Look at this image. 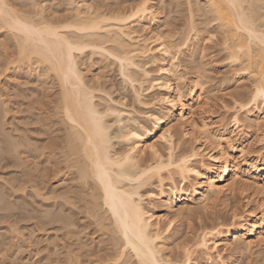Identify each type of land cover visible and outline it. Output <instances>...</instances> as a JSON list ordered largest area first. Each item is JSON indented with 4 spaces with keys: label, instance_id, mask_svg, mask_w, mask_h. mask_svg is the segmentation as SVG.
Listing matches in <instances>:
<instances>
[{
    "label": "bare ground",
    "instance_id": "6f19581e",
    "mask_svg": "<svg viewBox=\"0 0 264 264\" xmlns=\"http://www.w3.org/2000/svg\"><path fill=\"white\" fill-rule=\"evenodd\" d=\"M70 1L72 5L74 0ZM134 1L135 3H133ZM134 1L131 2L133 4L126 6V8H118L119 10L109 9L106 12L100 10L101 8L97 9V7H95L97 10L91 12L92 6H88L89 4L84 2V0L82 2L75 1L74 5H70V15L66 14V17L60 18L51 14V12H48V15L44 14V9L42 7L39 8L40 5L36 7L35 5L31 6V4L29 5L31 8L26 9L25 7V10L23 6V9L20 7L19 2L20 6L12 0H0V30H2V34L5 37L10 36L11 41H13V47L11 48L10 46L11 49L4 42H0V47H2L0 50V74L8 72L10 77L14 75V72L16 73L18 68L24 72V76L33 74L37 76L38 80L41 78V82L43 80L42 76H44L45 79L41 84H44L45 80V83H47V79L53 75L52 80L55 77L54 81H58L59 85L58 94L55 95L56 97L53 96L54 101L50 100L52 103L54 102L53 106L48 101V104L43 103L45 106L42 107L43 104L40 105L39 103H42V101L38 99L37 93H34L33 96L36 95V100L38 99L35 103L37 104L35 106L38 113L28 118L24 116L26 119L23 122L26 120L27 124L37 123V127H30L31 125L34 126V123L30 126H27V124H22L24 126H21L18 123L16 124L13 119H10L11 121L8 119L9 122L7 119L5 120L6 113L11 110L8 111L9 108L4 102L5 100L2 101L5 105L0 101L2 103H0V156L6 153L9 159L11 157L12 161L23 167L24 171L21 169L24 172L22 177L25 176L22 179L23 182L20 181L21 179L19 180V182H22L20 186L15 185L19 188L12 186V183L11 187L12 189H17V191H22V195L21 193L19 195L22 197L24 196V191L26 192V189L29 188L30 193L29 191L26 192L27 195L31 194L35 199L37 198L36 201L41 197L45 200V195L49 201L53 198V203L51 201L52 207L48 208L49 211L54 209L53 212L51 211L50 214L47 211L48 203L47 205L44 203L47 210L44 207L45 211L40 212L41 215L44 213L42 215L44 217L38 214L41 217H38L39 222L41 219L46 218L50 220H45L46 222H54V226L55 223L58 224L54 229L57 231L59 228L61 232L63 230L64 235H67L69 240L72 239L74 242L73 239L76 238L75 240H77L78 238L79 242L81 238L78 234H84V229L89 226L94 232L97 231L101 235V238H99V235L97 237L98 242L103 238L102 236L106 235L103 239V241L105 240V246H100L103 242L99 244L97 242L100 249L101 247L107 249V251L102 249L103 252H106L102 253L105 254L104 258L101 254L102 260H100L101 256L96 258V261H101V263L105 260L104 264H213V255L215 264H230L240 253H249V255L254 257L252 261L255 263L264 262V134L259 136V138L261 137L260 141L263 139V145L257 149H250L248 143L236 146L233 142L237 132L243 133V137H248L250 131L253 132L254 130L257 132L256 130L261 125L259 121L261 116L264 118V0H187L189 5V9L187 7L189 23H191L189 26H191V31L194 32V35L198 37L197 32L199 29L201 30V28L198 29L197 19L194 18L196 16L200 18L202 13L200 11L204 10L203 7H205L206 14L203 11L202 15L206 16L208 12L211 19L209 21H215L216 28L219 29L217 30L221 31V43L223 42L224 50H226L229 58L228 62H235L238 69L235 75L243 76L242 74H245L252 79V86L247 96V93L243 95L245 97L241 93L239 95H237L238 93L234 94L233 110L230 115V124L233 129L227 127L220 120L212 121L208 117H199L201 115L197 114L198 108L192 101L193 97L190 96L196 89L199 92L201 91L205 82L201 78L202 76L204 78V75L202 72L196 74L186 92L179 85L174 87L172 79L178 74V65L173 64L174 67H172L171 64L170 68L168 62H174L170 60L171 58H164L160 62L158 70L162 72V79L158 86L163 91L153 102L155 105V107L152 105L154 110L151 109L153 111L148 113L147 117L145 116L148 124L145 122L143 125V123L140 124V122L134 121L128 122L130 124H124L121 112L118 111L119 109L117 110L116 106L109 104L113 103L110 102L111 100L107 101L104 107L94 101L95 87L88 83L86 74L79 68V54L88 49L91 54L98 52L108 57L111 56L120 66V73L125 77L124 80L134 83L137 78H133L135 75L131 77L128 70L132 69L131 66L137 65L134 61L137 56H148L153 50V47H150L151 39L153 38L148 34L152 31L151 25L157 21L158 13L153 10L154 3L152 0ZM178 5L181 4L177 3V7ZM112 21L114 23H110ZM205 22L208 23V19ZM131 24L139 26L141 34H137L136 42L132 45L130 44L131 47H129L127 42L129 40L131 42L133 37V35L132 37L130 36L133 33L130 32L132 30ZM200 26L202 27L201 23ZM154 34L157 35L156 33ZM123 36L129 38H127V42L124 41L125 45L122 40ZM155 37L156 42H158V49L168 56L170 49H168V45L161 41L162 39H160L159 35ZM135 39L133 38L134 41ZM187 40L188 37L180 39V44L178 43L177 46L186 44L187 47ZM8 42H10V38ZM177 51H179V48ZM195 52L198 53V49ZM174 58L176 59V57ZM132 71L134 72L133 69ZM18 73L20 72L17 71ZM17 74L16 77L20 76V74ZM28 75L27 78H29ZM9 77H7L8 80L6 82H9ZM147 77L145 72L141 74V81H137L139 87L142 81L148 79ZM29 81L24 80V84L25 82L30 84ZM24 84L22 86H25ZM35 85H33L34 90H36ZM16 86L19 85L15 84ZM43 86L40 87L41 90ZM6 87L8 88V86ZM20 88L19 90H22ZM19 90L15 88V95L19 93ZM33 92L30 90V93ZM31 95L29 94V97L27 95L22 97L21 95V99H26L27 97L30 99ZM12 98L15 99L14 97ZM6 99L9 100L10 98ZM21 99L18 102H21ZM259 101L263 104L262 108L258 106ZM34 102L31 104L27 100L25 103L28 108L31 104V111H35V107L31 108ZM22 103H24L23 100ZM50 110L53 111L50 112L51 115L54 113V118L49 116L52 117L50 118L51 122L53 121L52 119H55L56 122L58 121L62 127V133L58 132V135H54L50 141H46L48 135L41 136V134L45 133L46 124L50 123L47 122L49 117L46 114ZM42 112L46 114H43L45 117L40 115ZM112 114L114 118L113 122L110 123L106 118ZM30 118L32 122L29 120ZM27 119L31 123H28ZM115 123L118 124L116 127L118 129L114 132L112 131V134L110 127ZM6 124H8V129ZM52 124H55V122ZM60 125L58 126L60 127ZM113 138H116L117 142L124 144V148L120 151L114 150L113 142L111 143ZM189 144L191 145L189 146ZM160 145H164L165 154L161 152ZM187 145L189 147H186ZM176 147L180 148L177 154L173 152ZM144 154H148L149 159H146ZM7 157L3 158L7 159ZM3 158H0V160H3ZM45 170H51L49 175L55 174L54 176L58 180H63L64 182L71 178L74 181L69 180L71 183H68L72 184L73 182V184H68L66 188L64 186V188L60 187L63 191H57L56 188H53L54 185L51 184L53 187L48 192L52 198L47 196L48 193L43 195L41 193H43L45 187H42V190L39 185L41 181L43 183L47 178ZM60 183L61 181L57 182V186H60ZM147 183L152 185L153 188H149L150 190L144 194L146 195V198H144L139 188ZM48 185H50V182ZM1 189L3 190L4 188ZM248 189H252V191L248 193ZM12 191L11 193H13ZM4 194H7V192H0V209L2 211L10 210L9 206L12 207L14 205L12 199V205L11 202L8 205L9 198H5ZM231 195L232 197L238 195L239 198H242L241 209H238L239 204H235L236 200L232 201V204L228 203L231 204V207L228 208L230 209L228 217L226 215L229 218L228 221L224 220L225 222H223L222 219L224 217L220 216L222 222H219V220L215 221L216 223L211 222L212 224L210 223L209 227L202 224V227L204 226L205 228L202 229L201 227L202 230H199L198 237H196L197 240L195 238V241L192 240L193 244H190V241L189 244L188 242L181 244L183 245L182 257L176 261L169 258V255L165 253V250L169 247L167 234L174 226L176 219L183 213L185 216H189L186 214L192 215V213L196 212V209L197 212L200 209L205 210L209 205L217 203L216 201L227 202L228 200L230 202L229 196ZM29 196L25 197L28 198ZM31 196L29 199L32 198ZM36 196H39V198ZM4 198L6 203L2 200ZM21 202L15 203L20 204ZM26 208H28V205ZM72 208L74 210L77 209V211L75 210L77 218H75L82 220V224L79 225V221V223L75 220L74 222L72 221L74 218ZM33 210L31 209L29 212ZM214 212L212 213L214 214ZM37 213L35 212V214ZM29 214V217L34 215L33 212V215ZM48 214L49 216H45ZM72 214L73 217L71 216ZM6 215L8 216L7 213ZM19 216L23 217V215ZM217 217L215 216V218ZM39 222L38 225L40 224ZM43 222L41 224L46 225V222L44 224ZM49 223L47 224L49 225ZM76 224L80 227L79 230L75 229ZM9 226L8 230L14 227L11 225L9 228ZM15 229H12V231ZM92 230L91 232H93ZM85 232L87 231L85 230ZM1 233L4 235V232L1 231ZM75 233L78 236H74ZM176 236L171 235L172 239ZM15 240L16 242L18 241L17 238ZM3 241L5 240L3 239ZM72 241L70 244L73 243ZM78 242L77 244H79ZM75 243L73 244L75 245ZM82 243L80 246L75 245V247L77 246L80 249L81 246L83 247ZM20 244L15 247L20 248ZM0 245V247H3L4 244ZM5 245L4 247L7 248ZM91 245H88L89 250L92 249L90 248ZM69 246L67 244L65 249L68 250ZM78 248H75L76 252L75 250L71 251L77 257ZM55 249L56 255L59 250L57 251V248L55 251ZM65 249L64 251L66 252ZM199 250L204 253V256L203 254L201 255L204 258L203 262H199L201 258L195 259L193 257L194 251ZM223 250H228L226 258L229 257V261L227 263H224V257H222ZM212 251L214 252L212 253ZM68 252L70 253V248L64 254H68ZM14 253L13 255H17L15 250ZM84 253L86 254L87 252ZM55 255L54 259L57 260L58 256L55 258ZM12 256L11 258L14 257L13 259H15V256ZM65 256L67 258H63V261L68 260V257L72 259L73 255ZM75 256H73L74 261L71 260V262H76ZM1 258H4L3 255ZM67 264H70V260Z\"/></svg>",
    "mask_w": 264,
    "mask_h": 264
},
{
    "label": "rangeland",
    "instance_id": "374dc122",
    "mask_svg": "<svg viewBox=\"0 0 264 264\" xmlns=\"http://www.w3.org/2000/svg\"><path fill=\"white\" fill-rule=\"evenodd\" d=\"M12 1L13 2L15 1L14 3H16V4H18V2H19V4L21 6L19 4L18 5L21 8L23 6L24 9H25V7H26V9H30L31 6H33V5H35L36 7H38L40 5L39 8L42 7L45 10V11L43 10L44 14L48 15V12L49 13L51 12V14L59 16L60 18H62L63 16L66 17V14L70 15V13H71V10H70L71 8L70 7L75 4L74 3L75 1H81L82 2L83 0H74V2H72V5H71V1L70 0H26V1L22 0L21 2H20V0H12ZM133 1L134 0H84V2L89 4L88 6H92L91 12L93 10H97L99 8H101L100 10H103L105 12H106V10L109 11V9L110 10H113V9L114 10H116V9L119 10L118 8H121V9H122V7L126 8V6L128 7L129 5L135 3V1L134 2ZM136 1H139V0H136ZM152 1L154 3L153 10L156 13H158L157 21L155 22V24L151 25V27H150L151 30H152L151 31L152 33L150 32L151 34L150 33L148 34L151 38H153V39H151L152 43H150L151 44L150 47L151 48L153 47L152 48L153 50H151V52L149 53L148 56H137L135 58V60H134L136 62V64H137V65H135L136 67L135 66L134 67L131 66V68L134 70V72L132 71V69L128 70L129 71L128 73L131 74V77L135 75V77H133V78L134 79L135 78L138 79V80L136 79L134 81V83H129L130 81L128 82V81L124 80L125 77H123V75H121V73H120V66H118V63L111 56L108 57V56L102 55V54H100L98 52H95V53L91 54L88 49H85L83 53L79 54V57H78L79 62H80L79 68H81V70L86 74V78L88 79V83L92 84L95 87L94 98H93V99H95L94 101L98 102L97 104H100L101 107H104L105 103H107V101L111 100L110 102H113V103H109V104L113 105L114 107L116 106L115 108H117V110L119 109L118 111L121 112L120 114H121V117L123 118L124 124H130L131 121L140 122V124L143 123V125H144L145 122H146V124H148L147 121L145 120V118L147 117L148 113H150L151 111L154 110L155 105L153 104V102L161 95V93L163 91V89L158 86L159 82L162 79L161 78L162 72H160L158 70L160 62L164 58H169V59L171 58L170 60H172L174 62L170 63V61H169L168 62V66L171 68V66L174 67L173 64L176 65V66L178 65V67H177L178 74L172 79V83H173L174 87L175 86L178 87V85H179L186 92V91H188L187 89H188V87H190V85L192 83L191 80L194 79V76H196V74H200V72H202L203 75H204V78H203V76L201 78L202 81L203 80L205 81V82L203 81L204 85L202 86L201 91L199 92V90L196 89L193 92V94L190 96V97H193L192 101H193L194 105L198 108L197 109V114L201 115L199 117L200 118L201 117H205V118L208 117L210 120L212 119V121H219L220 120V122L224 123L227 127H229L230 129H233L232 125L230 124V115H231V112L233 110V106L232 105H233V99L235 98L234 94L238 93L237 95H239V93H241L242 96H243V95H245L247 93L246 94V96H247L248 92L250 90V87L252 86L251 85L252 84V79L248 75H245V74H242L243 76L235 75V72L238 71V69L236 67V63L235 62L234 63H230V61L228 62L229 58L227 57L226 50H224L223 42L221 43V41H222V34L220 33L221 31H218L219 29L216 28L217 25H215V23H214L215 21H209L211 19L209 18V13L208 12H207L206 16L204 15L206 18L202 15L203 11H204V14H206L205 7H203L204 10L200 11V12H202L200 18L203 17L205 19H203V18L200 19L197 16H196L197 18L196 17L194 18V19H197L196 20V22H197L196 24H198V26H197L198 29L201 28V30L199 29L198 32H197V34H198V37H197V35H194V32L191 31L192 30L191 26H189L191 23H189L190 21H189L188 10H187V7L189 9V5H188V1L187 0H152ZM180 1H182V2H180ZM131 2H133V3H131ZM21 3H23V4H21ZM34 3H36V4H34ZM177 3H180L181 5H178V7H177ZM29 5H31V6L29 7ZM95 7H97V9ZM198 18H199V20H198ZM207 19H208V23L207 22L204 23V21L207 20ZM202 20H204V21H202ZM198 21H200V22H198ZM110 23H114V22L112 21ZM200 23H201L202 27L200 26ZM202 28H203V31H202ZM131 29H130L131 30L130 32H133L130 35L131 37L133 35L131 42H129L130 40L127 42V40L129 39L128 37H124L123 36L122 37L123 39L121 38L123 40V43H124V41L129 43L128 44L129 47H131L130 44L132 45V44H134L136 42L137 34H139V35L141 34V32H140L141 30L139 29V26L131 24ZM189 32H191V33H189ZM154 33H156L157 35H155ZM0 34H1L0 42H4L5 45H8L7 47L10 48V46H11V48H12L13 47L12 46L13 41H11V37L10 36L5 37V35L2 34V30H0ZM186 34H187V36H186ZM158 35H159L160 39H162L161 41L164 42L165 45H168V49L170 48L168 56H166V54H164L160 49H158V47H159L158 46V42H156V40H155V38H156L155 36H158ZM185 37H188L187 47H186V44H184L185 46L183 44H182V46H177V44L180 42L179 40L180 39H184ZM9 38H10V42H8ZM133 38L134 39L136 38L135 41L133 40ZM189 38H190V40H189ZM5 40H6V42H5ZM154 40H155V42H153ZM8 43H10V44H8ZM124 45H125V43H124ZM156 45H157V47H156ZM171 45L173 47H169ZM175 46H176V48L177 47L179 48V51H177L178 48L177 49L174 48ZM1 48L2 47H0V50H1ZM201 48H202V51H201ZM188 49H190L189 52H190L191 55L189 54ZM197 49H198V53L195 52V50H197ZM193 54H194V56H193ZM174 57H176V59ZM172 58L175 59V60H173ZM191 60H193V61H191ZM176 63H178V64H176ZM140 68H141V70H140ZM20 70L21 69L17 68V71L20 72V73H18V74H20V76L17 74V71H16V73L14 72L13 76H10V77H12V79H10V77L8 76V72H6L7 74L6 73H1L0 74V86L2 85L1 86V92H3V93L0 92L2 94V95L0 94V97H1L0 101L2 102V101L5 100L4 102H6L8 108H9L8 111L11 110L10 112L7 111L8 113H6L7 115H5L6 116L5 120L7 119V121H8V119L9 120L13 119V120H15L14 122L16 124L18 123L19 125L24 126L22 124H25V125L27 124L26 120L24 121L26 123L23 122L24 119L28 118L29 116L30 117L33 116V114H37L38 113L37 110H36V106H35V105H37V104H35L36 101H38V99H40L42 101V103L39 102L40 105H42L43 103L48 104V101H49L50 105H51L52 101H54V97H56L55 95H57L58 92H59L58 91L59 90V87H58L59 85L57 83L58 81L57 82L54 81L56 79L55 77L52 80L53 75L50 76L51 78L47 79V81H48L47 83H45L46 82V80H45L44 84H41V83H43V80L45 79L44 76H42L43 80L41 82V78L38 80L37 76H35L33 74H31L32 76L29 74L31 77L28 74H26V76H24L25 75L24 72L22 70H21L22 71L21 72ZM142 70H144V71L142 72ZM138 72H139V74H138ZM144 72L147 74V76H148L147 78L148 79H145V81H142L141 86L139 87L137 81L138 82L141 81V79H142L141 78V74H143ZM16 74L18 75L17 77H16ZM27 75H28L29 78H27ZM7 77H9V82L8 81L6 82V80H8ZM33 77H35L37 80L35 78H33ZM25 78H27V79H25ZM139 78H140V80H139ZM22 79H24L25 81L26 80H28V81L30 80L29 81L30 84H33V85L36 84L35 85V89L37 91L34 90V86L30 85L28 82H25V84H24V80H22ZM13 81H15L17 83H15ZM39 81H40V83H39ZM34 82H36V83H34ZM27 83H28V85H27ZM15 84H17L19 86L15 87ZM23 84L25 86H22ZM37 84H38L39 88H37L38 87ZM29 85L31 86V88H30ZM5 86H8V88L7 87L5 88ZM42 86H43V88L41 90L40 87H42ZM32 87H33V89H32ZM50 87H51V89H50ZM15 88H18V90L20 88L22 90H19L18 91L19 93L17 95H15L16 94V92H14ZM4 89H6L7 91L4 90ZM12 89H14V90H12ZM23 89H25V90H23ZM30 90H31V92L32 91H34V92L30 93ZM56 91H57V93H56ZM45 92H47L48 94L47 93L45 94ZM34 93H37V97H38L37 100H36V98H37L36 95L33 96ZM40 93L42 94L41 97H40ZM29 94L30 95L32 94L30 96L31 101H29L30 99H28V97H29L28 95ZM21 95H22V97L23 96L25 97L27 95L28 97L26 99L30 103L32 101L33 102L35 101L34 105H32L31 108L35 107V111L36 112L34 110H32L34 112H32L30 110V105L33 104V102L29 105V108H28L27 104H25L27 100L25 98L21 99L22 98ZM3 97H4V99H3ZM12 97H14L15 99L16 98L17 99L19 98V99L15 100ZM33 97L35 98L34 100H33ZM52 97H53V99H52ZM243 97H245V96H243ZM6 98H10L11 100L10 99L8 100ZM188 98H189V96H188ZM20 99H21V102H18V101H20ZM107 99H109V100H107ZM22 100H23L24 103H22ZM50 100H52V101H50ZM103 101H105V102H103ZM101 102H103V103H101ZM53 103H52V106H53ZM3 104L5 105V103H3ZM18 104H21V105H18ZM10 105H12V106H10ZM50 105H48V106L51 107ZM262 105L263 104L261 103V101H259L258 102V106L260 108H262ZM43 106H45V105L43 104L42 107ZM151 109H153V110H151ZM28 110H29V112H28ZM30 111H31V113H30ZM51 111L52 110H50L46 114H47L48 117L52 116L54 118V116H53L54 113H52V115H51V113H50ZM39 112H41V111H39ZM49 113H50V115H49ZM43 114H45V113L42 112V114H40V115L45 117ZM47 116H46V118H47ZM113 116H114L113 114L109 115L106 118V120L108 122H110V123L113 122V118H114ZM52 117H49V120H47V122H50V123L46 124L47 126L45 125L47 127L46 131L44 133L45 135L41 134V136H47L48 135V137H46V141H48V140L50 141V139L53 138L54 135H58L59 133L60 134L62 133V127L58 123V121L56 122L55 119H52L55 122V124H52V123H54L53 121L51 122L50 118H52ZM124 118H126V119H124ZM29 120L31 121L32 119L30 118ZM29 120H28V123H31L32 121L30 122ZM34 121H36V120L34 119ZM259 121H260L261 125L256 130L257 132H255L254 130H253V132L250 131L248 137H243L244 134L241 133V132H237L236 133V135L234 136V140H233V142L235 143L236 146L240 145V144H247L248 143L249 146H250V149L251 148L252 149H257V148H260L263 145V143H264L263 141L264 140L262 139L263 141L262 140L260 141L261 137L259 138V136L261 134L262 135L264 134V118H263V116H261ZM128 122H130V123H128ZM33 123L34 122H32L31 124H33ZM57 123H58V125H60V127L57 125ZM10 124L13 126V124L11 122H10ZM31 124H27V126L28 125L30 126ZM36 124L34 126L31 125L30 127H37ZM6 125H7L6 128L8 129L9 128L8 124H6ZM40 126H42V125L40 124ZM40 126L38 125V127H40ZM117 126H118L117 123L111 125L110 132L112 133V131L113 132L116 131V129H118V128H116ZM120 126H121V124H120ZM59 128L61 129V131H60ZM258 131H259V133H258ZM117 141L118 140L116 138H113L111 143L113 142V146H114L113 148H115L114 150L120 151L122 148H124L125 145L121 144V143H119ZM190 145L191 144H189V146ZM189 146L187 145L186 147H189ZM160 147L159 148H160L161 152L163 154H165L166 153V149H165L164 145L163 146L160 145ZM179 150H180V148L176 147L173 150V152L177 154ZM7 156H6V153H5L3 156H0V158L7 157ZM8 157H7V159L3 158V160L2 159L0 160V190L2 191V193H6L7 192L8 195L4 194L5 198H9L10 199V200L8 199L9 204L8 203L7 204L10 205V202L13 200L12 202L14 203L15 206L14 205L12 207L9 206L11 211L9 209H7L6 211L5 210L2 211L0 209V237L2 238V236H4L2 239L0 238V242L2 240V242L0 244H2V245L6 244L5 246L7 247V248H5L4 245H3V247H0V264H61V263L62 264L63 263L67 264V262H69V260H70V264H71V263H74V262H71V260H73L74 259L73 256H75L73 254V252H71V251L75 250V248H78L77 246H80V244L82 242H83L82 243L83 247H84V244H85V247L86 246L87 247L83 248L81 246L83 249L81 247H80V249L79 248L77 249V250H79V252L77 251L78 254L76 253V255H78V257L75 256V260H76L75 263L76 264H79V263L80 264H102L105 260L102 261V263H101V261H99V262L96 261L97 260L96 258L98 256L100 257L102 253H106V252H103L104 250L107 251L106 248H104V249L102 248L103 245L105 246V243H104L105 240L103 241V239H104V237H106V235L102 236L103 238L100 240L101 242L100 241L98 242L97 237L100 236L99 238H101V235L99 234V232L97 233V231L94 232V230H92V228L89 226L90 228L86 227L84 229V234L86 233V235L80 234V233L78 234V232H77V234L79 235V237L81 239L78 242V238H77V240H75L76 239L75 238V239H73L74 240V242H73L71 238H70L71 240H69L67 235L66 236H67L68 239L66 238L62 228H61L62 232L60 231L59 228L57 229V231H56V229H54V227L57 226L58 224L55 223V226H54V222H51V223L46 222V221H50V220H47L46 218L45 219H41L40 222H39V218L38 217L44 215V213L42 215H41V213L45 211L47 203L49 205V206L47 205V209L52 207L53 198L51 197V194H49V192H48L53 187V186H51V184L54 185L53 188H56V190L59 191V190H62L61 188H64V187L66 188V186H68V184L71 183L70 182L71 180L72 181H74V180L71 179V178L66 180L67 182H64L63 180H58L57 177L54 176L55 174H50L49 175V173H51V170L50 171L47 170L48 172L45 170L46 171L45 174L47 175V176L46 175L45 176L47 178L45 177L46 180L43 181V183L41 181V184L39 185V186H41V188L42 187H45V188H44L43 193H41L43 188H42V190L40 188V190H41L40 193L43 194V195L48 193L47 196L51 197L52 200L49 198L50 199V201H49L48 198H46V195H45L44 197H45V200L47 199V201L43 200L42 197L39 198V196H36V197L39 198L36 201L37 198L35 199V197L31 196V194L27 195L26 192H28L30 190L29 188H27L28 190L26 189V192L24 191L25 194L23 193V195H24L23 197L19 196L20 193L22 195V191L18 190L19 191L18 192L17 189L16 190H15V188L12 189L11 185L12 184H13L12 186H15V185L20 186L21 185L20 183L23 182L22 179L25 177V176L22 177L23 173H24L23 172L24 169H23L22 166L18 165L14 161H12L11 157H10V159ZM144 157L146 159L147 158L149 159L148 154L147 155L144 154ZM8 159H9V161H8ZM53 176H54V178H53ZM65 177L67 178L66 175H65ZM19 180L22 181V182H19ZM60 181H61L60 186H57V182H60ZM18 182H19V184H18ZM44 182H46V183L48 182L47 185H45L46 183L44 184ZM49 182H50V185H48ZM68 182H70V183H68ZM65 183H66V185H65ZM72 184H73V182H72ZM72 184H70V185H72ZM147 184H145L144 186L139 188V191H140L141 194H143L144 198H146L145 197L146 195H144V194H146V192H148L151 188H153L152 185H150L149 183H147ZM17 186H15V187L19 188ZM10 187H11V191L13 190L12 192L15 193L16 195L11 193ZM46 187H48V188H46ZM1 188H4V189L2 190ZM248 190H247L248 193L252 191V189H250L249 191ZM8 191H10V192H8ZM15 191L18 192V193H16ZM29 193H30V191H29ZM6 195H7V197H6ZM29 195L32 198L34 197L35 200L31 198L32 199V202H31V199H29V197H30ZM10 196H11V198H10ZM25 196L26 197L29 196V197L26 198ZM24 197H25V199H24ZM231 197H232V195L229 196V198L231 199V200H229L230 202H228V200H227V202L219 201L220 203L218 201H216L218 204L215 203L216 204L215 205V204L212 203L213 205H209V207L205 208V210L200 209V211L198 210L199 212H197V209L195 207L196 212L192 213V215L186 214V213L185 214L189 215V216H185L184 213H183V215H180L176 219L175 224L172 227V229L167 234V236L169 238L171 237V235L172 236H176L177 235L176 237H173V239L171 237L172 240L168 238V240H169L168 246L169 247H167V249H166L167 251L165 250V253L169 255V258H172L173 260L175 259V261L180 259V257H182V248H183V245H181V244H184L185 242H188V244H189V241L191 242L190 244H193L192 242L197 240L196 237H198L197 236L198 232H200L203 228H205L204 226L209 227L211 222L214 223L215 221H218V220H219V222L228 221L229 218H227V217L229 215L228 213H229V210H230L228 208L231 207V204L233 203L232 201H234V200L237 201V203L235 201V204H239L240 205V206L238 205V207H239L238 209L240 210L241 206H242L241 202L243 201V200H241L242 198H239L238 195H234L232 197L233 199ZM236 197H237V199H236ZM5 198L2 199L3 202H5L4 201ZM18 199H20L19 200L20 202L22 200V202L27 201L28 203L27 202H24V203L21 202L22 204L21 203L17 204L15 202H19ZM6 201H7V199H6ZM51 201H52V203H51ZM3 202H1V203H3ZM12 202H11V205H12ZM26 203L28 205V208H26V206H27ZM38 203H39V205H38ZM44 203L46 205H44ZM228 203H231V204H228ZM224 204H226L227 206L224 205ZM23 205L24 206L26 205V206L24 207ZM30 205H31V207H30ZM34 207H35V209H34ZM37 207H39V208H37ZM44 207H45V209H44ZM22 208H25V209H22ZM26 209H27V211H26ZM31 209L32 210L34 209V210L29 212V210H31ZM23 210H25V211H23ZM53 210L54 209H50V211H49V209H48L47 211H49L50 214H51V211L53 212ZM72 210L73 211H75V210L77 211V209L74 210L73 208H72ZM201 210H202V212H201ZM34 211L36 213L37 212L38 213L35 214ZM73 211H72V213L74 214V218L72 220V217H73V214H72L71 215L72 216L71 220L73 222L75 220V221H77V223L80 222L79 225L82 224L83 221L81 220L82 221L81 222L79 219H76L77 218V214L75 216L76 211L75 212H73ZM211 211L212 212L215 211L216 213L214 212V214H213ZM18 212H20V213L22 212L23 214L22 213L20 214ZM24 212H25V215H24ZM27 212H29L31 214L33 212L34 215L32 214L33 216L29 217L30 214L27 213ZM203 212H205V213L203 214ZM210 212H211V214H210ZM6 213L8 214V216L6 215ZM46 213H48V212H46ZM11 214H13V215H11ZM27 214H29V215H27ZM38 214H40V216H38ZM19 215H23V217L19 216ZM226 215H227V217H226ZM45 216H49V214L45 215ZM215 216L216 217L218 216V217L215 218ZM220 216L222 218L224 217L222 219V221H221V217ZM42 217H44V216H42ZM213 217H214V220H213ZM43 220H44V222H46L45 223L46 225H42L41 224V222H43ZM9 222H11V223H9ZM38 222L40 223L39 225H38ZM44 222H43V224H44ZM47 223H49V225ZM10 224L13 225L16 229L14 227L10 228V226H11ZM16 224H17V227H16ZM202 224L204 225L203 227H202ZM76 225H74V226L77 227V228L75 227V229L79 230L80 227H78V224H76ZM8 226H9L10 230H8ZM40 226H43V227H40ZM201 227H202V229H201ZM12 229H15L16 231L15 230L12 231ZM85 230L88 233L85 232ZM91 230L93 232H91ZM1 231L4 232V235H3V233H1ZM8 231H12V232L9 233ZM58 231H59V233H58ZM82 231L83 230L81 228V232ZM56 232H57V234H56ZM174 232H176V233H174ZM1 234H2V236H1ZM77 234L75 233L74 236H78ZM92 234H94V235H92ZM18 235H20V236H18ZM80 235H82V236L84 235V236L82 237ZM6 237L8 239L9 238H11V239L8 240ZM56 237H57V239H56L57 241L55 240ZM58 237H59V239H58ZM16 238L18 240L17 241L18 243L15 240ZM194 238H195V240H194ZM3 239L5 241H3ZM90 240H91V242H90ZM71 241L73 243H75V241H77L79 244H77V242H76L75 245H77V246L75 247V245L73 243L70 244ZM84 241L85 242L87 241L86 242L87 244ZM92 241H93V243H92ZM55 242H57V243H55ZM64 242H65V245H64ZM97 242H98V244L103 242L102 244H100V246L102 245L101 249H100L99 245H97ZM9 243H10L11 246L9 245ZM91 243H92V245H91ZM12 244L14 245L13 247H12ZM18 244H20L19 245L20 248H16ZM67 244H68V246L70 245L69 246L70 253L68 252V254H64V253H66L69 250V248H68V250L65 249V248H67ZM88 245H91V247H90V248H92V249H90L91 252L88 249ZM53 246H54V248H53ZM3 248H4V250H2ZM55 248L56 249L58 248L57 251L58 250L60 251V252L58 251L56 253V255H55V252H54ZM8 249L9 250L11 249L10 250L11 252ZM16 249H18V250H16ZM56 249H55V251H56ZM64 249L66 250V252L64 251ZM102 249H103V251H102ZM5 250H7V251H5ZM14 250H15L17 255H13V254H15ZM80 250L81 251L84 250V251L81 252ZM226 251H227V254H226ZM75 252H76V250H75ZM80 252H81V254H80ZM84 252H87L88 254L90 253V255H88L87 253L85 254ZM213 252L214 251H212V253ZM222 252H223L222 257H224V259H223L224 263H227L229 261V257L226 258L228 256V250H223ZM202 254L204 256V253L200 252V250L199 251H194L193 257L195 259L201 258L199 262H203L204 258H203V256H201ZM2 255H3L4 258H1ZM12 255L15 256V259H13L14 257ZM54 255H55V258L58 256L56 258L58 261L54 259ZM64 255H68V256H72L73 255V256H72V259H70L71 257H68L69 259L66 260L67 261L66 262V261H63L64 259L67 258V256L64 257ZM102 255H103V258H104L105 254H102ZM11 256L13 258H11ZM79 256H80V258H79ZM196 256H197V258H196ZM213 256H212V263L215 264V260L213 261ZM238 256L235 259H233L232 263H230V264H264V262L255 263L254 261H252V259L254 260V257L249 255V253H240V255H238ZM17 257H18V259H17ZM76 257H77V259H76ZM9 258H11V259H9ZM103 258L101 256L100 260H102ZM78 259H79V261H77ZM11 260H12V263H11ZM13 260H15L14 261L15 263L13 262ZM132 261H134V260L132 259ZM246 261H249V262H246Z\"/></svg>",
    "mask_w": 264,
    "mask_h": 264
}]
</instances>
